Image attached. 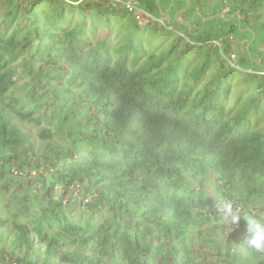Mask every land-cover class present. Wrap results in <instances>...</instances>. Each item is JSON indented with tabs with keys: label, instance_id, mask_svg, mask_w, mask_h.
Here are the masks:
<instances>
[{
	"label": "trees",
	"instance_id": "1",
	"mask_svg": "<svg viewBox=\"0 0 264 264\" xmlns=\"http://www.w3.org/2000/svg\"><path fill=\"white\" fill-rule=\"evenodd\" d=\"M158 1L165 12L171 0ZM178 2L182 10L186 2ZM233 2L227 15L219 7L212 14L240 17L241 29L258 28L264 35V25L257 24L264 0ZM12 3L0 0L7 20L18 13ZM48 3L59 20L66 18V6H81ZM139 4L159 17L156 0ZM200 21L199 15L189 35L203 29L208 37ZM237 31V25L229 27V33ZM16 32L21 35L17 29L7 38L0 35V178L12 170L17 177L33 171L45 187L39 203L34 192L24 195L23 205L35 212L16 210L0 219L6 233L0 264H208L195 259L194 242L213 243L204 233L217 227L225 238L224 253H217L222 264H264V251L245 243L246 222L228 226L211 202L222 195L242 213L264 218V133L252 128L248 109L229 116L227 83L221 90L215 77L196 90L199 76L180 86L177 74L163 76L162 58L135 68L139 53L124 50L131 45L118 47L115 58L109 46H92L75 28L49 37L48 31L47 42L37 31L15 40ZM258 65L264 72L263 61ZM22 74L29 80L19 84ZM25 120L53 126L39 132L37 150L22 127ZM25 178L31 191L33 179ZM210 187L214 192L204 200ZM89 207L93 224L71 220ZM104 214L103 223H94Z\"/></svg>",
	"mask_w": 264,
	"mask_h": 264
},
{
	"label": "rangeland",
	"instance_id": "2",
	"mask_svg": "<svg viewBox=\"0 0 264 264\" xmlns=\"http://www.w3.org/2000/svg\"><path fill=\"white\" fill-rule=\"evenodd\" d=\"M11 1L13 2V5H11L12 10L14 11V9H16L18 12L17 14H14L11 19H5L4 6L0 5V35L3 38H7L17 29L21 30L20 33L22 36L16 32L15 40L22 38L23 35L26 37L27 34L30 35L37 31L38 35L41 36V38L43 37V40L47 42L48 38L45 34L46 32L49 31L48 37L52 33L61 34V29L64 27V29L67 30H69V28H75L78 31L86 33L89 37L86 42H90L92 46H109L115 58L117 56L115 50H117L118 47L121 48L124 44L131 45L130 48H125L124 50L125 52H130L128 53L129 56L139 53L137 66L135 68L139 67V65L148 66L150 62H159L162 58L163 63H160V69L163 76L171 74L172 77L174 73L175 75L177 74L180 86L185 85V83H189L192 80L194 81L199 76L202 77V80L198 83L196 90L201 89L208 82L214 81L213 79H215V77V83H223L219 85L223 87L221 90L226 88V84L224 83H227V87H229V95L225 108L229 116L248 109L251 116H253L251 120L252 128L264 133V74L260 75L258 65V62L260 61H263L264 64L263 33H261V30L258 28H254V32L251 30L252 34L248 33L249 29L247 28L241 29V20L239 22V17L238 20L231 18L232 16L227 18L215 17L206 22H203L201 17L203 16V18H206V16L209 15L207 16V18H209L216 15L212 13H214L218 7L227 15V8L230 9L231 5H235L236 2L233 1L236 0H193L194 3L189 6L187 11L179 15L192 19L195 12L199 10L200 12H198L197 18L200 15V25L205 28L204 32L210 31L208 37L201 34L203 29L198 34L193 36L189 35L187 29L178 27V25L175 24L174 18V22H172L173 30H168L165 27H155V29H150L149 27H143L137 24L125 13H111L103 12L102 10L84 9V4L80 7L73 8H71V6H66L64 11H66L67 16L65 19L59 20L48 9L50 7L48 0ZM57 1L59 0H51V5L55 6ZM178 5L179 2L176 0L175 6L172 9L173 12H170L168 15L169 17H167L168 19L179 11L177 9ZM201 5L206 6L207 9L202 10ZM187 6L188 3L186 2V5L182 10ZM259 13L261 20L260 22H257V24L261 23L264 25V9H260ZM69 16L72 17L73 20L70 23L67 19ZM232 25H237L239 32L229 33V27ZM34 29H36V31ZM179 32H183V35L180 36ZM253 33L257 35H253ZM212 34L214 36H212ZM217 37H223V40L221 39L220 41L213 42V39ZM56 38L57 36H55V39ZM36 44L37 41H34L33 45ZM249 48L250 52L248 51ZM249 53L251 54V58H253L251 60H249ZM150 54L154 57L149 58ZM232 54L236 56V68L227 65L226 59ZM245 56H249L248 59ZM23 57L24 56L21 55L16 62L20 61ZM206 61L208 64L206 65L205 70L204 64ZM169 65H173L174 67ZM172 68H174L175 71L171 70ZM219 70H221V72ZM54 74L57 75V73ZM28 80L29 79L25 74H22L18 79L19 84H23ZM54 86H57L58 88L60 87L55 84ZM178 88L180 87L178 86ZM61 96L66 97L65 94H62ZM47 102H52V95L50 93L48 94ZM50 110L51 109L48 107L47 112ZM22 127H24V129H26L31 135L33 142L35 143V150H37L38 147L41 148L42 145V140L39 138V132L53 126L46 124L44 121H41L39 124H34L25 120L22 121ZM52 139L57 140L60 144H67V141L61 137H57L56 139L52 137ZM12 172V176L0 178V219L3 220L10 218L11 214L16 212V210H22L23 213L35 212V208H27L23 205L25 201L24 195L27 192H34L37 196V203H39V199L42 197L43 189L45 187L44 182L33 179L36 177V174L31 171L27 174L33 179L30 184L31 191H29V187L26 186V183L29 182L25 178L27 175L24 177H17L16 174L18 173L14 170H12ZM6 179L7 181H12L13 184L7 185ZM56 191H58V189ZM81 192L82 190L80 187H77V193L80 194ZM213 192V187L207 188V194L202 195L203 199L205 200L209 198L210 194ZM59 194V192L55 194L54 200L58 199ZM217 196L218 195L216 194L211 201L213 206L215 205L214 201ZM80 198L79 201L82 200ZM201 202L203 203V200H201ZM215 210L217 211V209ZM74 211L77 212V209L75 208ZM91 211V207L87 209L83 208V210L81 208L82 217H74L71 218V220L76 223L82 221L83 223L93 224V219L89 215ZM198 211L203 214L205 213L203 208H198ZM107 217L108 215L105 216V214L101 217L96 216L94 223H103ZM23 222L27 221L24 220ZM6 225L10 226L11 224L7 223ZM203 227L204 225L202 228ZM207 229L204 228V230ZM216 230L213 234L210 233L208 235V232L204 233L206 239L214 240L213 243H208L207 245L206 242H194V257L198 262L202 261L204 263L205 261H208V264H210V262L211 264H222V259H219L217 253H224L225 238L223 239L220 227H217ZM227 236L228 237L226 238H230V240L232 239V242L233 239L235 240V238L231 237L228 232ZM5 238V231H0V242L5 241Z\"/></svg>",
	"mask_w": 264,
	"mask_h": 264
},
{
	"label": "clouds",
	"instance_id": "3",
	"mask_svg": "<svg viewBox=\"0 0 264 264\" xmlns=\"http://www.w3.org/2000/svg\"><path fill=\"white\" fill-rule=\"evenodd\" d=\"M65 1L74 6L88 2H78L79 0L76 2ZM214 203L219 214L218 217L228 226L229 223L237 225L241 219L246 222L245 243L249 249L264 251V218H257L254 214L242 213L239 208L235 207L230 200L224 198L222 195H218Z\"/></svg>",
	"mask_w": 264,
	"mask_h": 264
},
{
	"label": "crops",
	"instance_id": "4",
	"mask_svg": "<svg viewBox=\"0 0 264 264\" xmlns=\"http://www.w3.org/2000/svg\"><path fill=\"white\" fill-rule=\"evenodd\" d=\"M72 1H78V0H71V2ZM138 1V0H137ZM171 2V1H170ZM175 2V1H174ZM85 4V5H84ZM191 4H192V2H191ZM81 5H84L85 7H84V9H95V10H102L103 12H111V13H118V12H121V13H125L126 15H129V14H127L122 8H120V7H115V6H113V4H112V2H111V0H92V1H89V2H87V3H83V4H81ZM170 6V5H169ZM173 7H174V3H173ZM173 7H172V9H173ZM171 9V10H172ZM201 9L202 10H205L206 9V6H204V5H202V7H201ZM142 10V9H141ZM143 11V10H142ZM179 11H181V10H179ZM199 10H197V12H198ZM144 12V11H143ZM171 12V11H170ZM178 12V11H177ZM197 12H195V14H194V19L192 18V19H190V21L187 19L186 20V18H185V16L183 17V16H179L178 15V18H179V20H181L182 22H184V21H186V22H189L190 23V29L189 28H187V27H185V26H181L182 28H186L187 29V31H189V32H191V24H192V26H193V24L195 23L196 24V16H198V13ZM170 13H168V15H169ZM168 15H166L165 17H162L161 15H159V17H155V16H153V15H151V14H148V13H146V16H147V18H146V20H149V23H150V19L151 20H154V22H155V25H152L151 23L150 24H145V25H142L143 27H149L150 29H155V27H158V28H166V29H168V30H173V25H172V22L170 21V19H173V17L172 18H167V17H169ZM173 16V15H172ZM129 17L134 21V22H136L135 20H134V18H133V16H131V15H129ZM232 17H233V15H232ZM156 22H158V24L156 23ZM137 23V22H136ZM176 23V22H175ZM165 24V25H164ZM179 33H183V32H179ZM196 32L194 31V33L193 34H195ZM245 46H246V44H245Z\"/></svg>",
	"mask_w": 264,
	"mask_h": 264
},
{
	"label": "built area",
	"instance_id": "5",
	"mask_svg": "<svg viewBox=\"0 0 264 264\" xmlns=\"http://www.w3.org/2000/svg\"><path fill=\"white\" fill-rule=\"evenodd\" d=\"M89 2L92 0H79L78 2ZM113 6L120 7L122 8L127 14L133 16L134 20L137 22V24L139 25H145V24H151L155 25L154 20L150 19V23L149 20H146L147 16L146 13L143 12L140 8V4L139 1L137 0H111ZM148 19V18H147ZM158 24V22H156ZM165 25V24H164ZM180 36L183 35V33H179ZM227 65H229L230 67L236 68V56L235 55H230L229 57H227ZM264 74V73H261ZM260 74V75H261ZM240 209V208H239Z\"/></svg>",
	"mask_w": 264,
	"mask_h": 264
},
{
	"label": "water",
	"instance_id": "6",
	"mask_svg": "<svg viewBox=\"0 0 264 264\" xmlns=\"http://www.w3.org/2000/svg\"><path fill=\"white\" fill-rule=\"evenodd\" d=\"M174 1H175V0H171L169 8H168L165 12H161L160 3H159L158 0H156V4H157V7H158V10H159L160 15H161L162 17H165L166 15H168V13H170V11H171V9H172V7H173V3H174ZM183 1L187 2V3H188V6H187L184 10H181V11L176 12V13L173 15V18H174V21H175L177 24H179V25H181V26H185V27H187V28L190 29V23H189V22H182V21L179 20V18H178V15L185 13V12L187 11V9L189 8V6L191 5V1H190V0H183ZM215 17H216V18H217V17L224 18L223 15H217V16H212V17H209V18H205V19H203V22H206V21L209 20V19H214ZM240 20H241V19H240V17H239V22H240ZM250 32H251V31H250ZM253 35H255V34L253 33ZM247 48H248V47H247Z\"/></svg>",
	"mask_w": 264,
	"mask_h": 264
},
{
	"label": "flooded vegetation",
	"instance_id": "7",
	"mask_svg": "<svg viewBox=\"0 0 264 264\" xmlns=\"http://www.w3.org/2000/svg\"><path fill=\"white\" fill-rule=\"evenodd\" d=\"M198 12H200V11H198ZM198 12H197V13H198ZM221 15H223V14H221ZM213 16H216V15H213ZM223 16H224V15H223ZM196 17H197V16H196ZM224 18H226V17L224 16ZM193 19H194V18H193ZM203 19H205V18H203Z\"/></svg>",
	"mask_w": 264,
	"mask_h": 264
}]
</instances>
